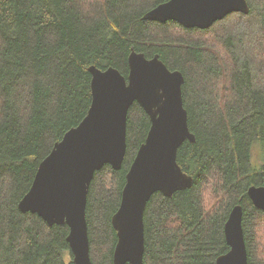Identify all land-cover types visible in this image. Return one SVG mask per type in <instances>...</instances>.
<instances>
[{"label": "trees", "instance_id": "obj_1", "mask_svg": "<svg viewBox=\"0 0 264 264\" xmlns=\"http://www.w3.org/2000/svg\"><path fill=\"white\" fill-rule=\"evenodd\" d=\"M168 0H0V264H74L67 225L19 210L40 163L86 117L89 69L128 78L129 56L159 57L184 75L195 142L177 163L193 187L156 193L144 213V264H216L229 252L225 224L243 207L249 264H264V211L248 189L264 186V0L208 29L144 19ZM211 39L208 41V37ZM151 120L129 110L121 170L95 173L87 204L93 264H113V214Z\"/></svg>", "mask_w": 264, "mask_h": 264}, {"label": "water", "instance_id": "obj_2", "mask_svg": "<svg viewBox=\"0 0 264 264\" xmlns=\"http://www.w3.org/2000/svg\"><path fill=\"white\" fill-rule=\"evenodd\" d=\"M246 1L168 0L148 11L144 19L208 29L232 13H248ZM145 57L135 51L130 54L128 78L113 67L89 69L92 103L86 117L38 165L32 186L19 203L22 213L36 214L51 227H69L67 243L74 264H93L86 216L89 189L104 166L121 170L127 153L128 113L135 103L148 114L151 127L113 214L112 228L117 232L113 264H144V213L149 199L156 193L170 198L194 185L177 163L180 147L196 141L184 108V75L171 71L158 56ZM247 194L253 206L264 211V186H252ZM242 209L240 204L231 209L224 236L230 250L216 264H249Z\"/></svg>", "mask_w": 264, "mask_h": 264}, {"label": "bare ground", "instance_id": "obj_3", "mask_svg": "<svg viewBox=\"0 0 264 264\" xmlns=\"http://www.w3.org/2000/svg\"><path fill=\"white\" fill-rule=\"evenodd\" d=\"M226 17H227V16H226ZM224 18H225V17H224ZM224 18H223V19H224ZM213 25H214V24H213ZM213 25H212V26H213ZM212 26H211V27H212ZM129 110H130V109H129ZM104 167H105V166H104ZM104 167H103V168H104ZM103 168H102V169H103ZM102 169H101V170H102ZM149 200H150V199H149Z\"/></svg>", "mask_w": 264, "mask_h": 264}, {"label": "rangeland", "instance_id": "obj_4", "mask_svg": "<svg viewBox=\"0 0 264 264\" xmlns=\"http://www.w3.org/2000/svg\"><path fill=\"white\" fill-rule=\"evenodd\" d=\"M211 39V36L210 37H208V41Z\"/></svg>", "mask_w": 264, "mask_h": 264}]
</instances>
